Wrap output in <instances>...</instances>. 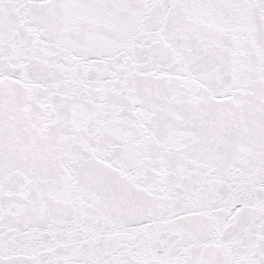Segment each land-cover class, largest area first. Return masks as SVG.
Segmentation results:
<instances>
[{
	"label": "snow or ice",
	"instance_id": "6c2138e0",
	"mask_svg": "<svg viewBox=\"0 0 264 264\" xmlns=\"http://www.w3.org/2000/svg\"><path fill=\"white\" fill-rule=\"evenodd\" d=\"M0 264H264V0H0Z\"/></svg>",
	"mask_w": 264,
	"mask_h": 264
}]
</instances>
